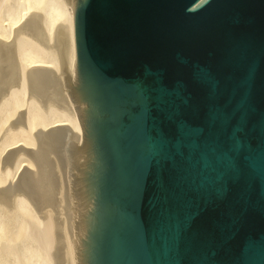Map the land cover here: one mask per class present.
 Segmentation results:
<instances>
[{
  "label": "water",
  "instance_id": "95a60500",
  "mask_svg": "<svg viewBox=\"0 0 264 264\" xmlns=\"http://www.w3.org/2000/svg\"><path fill=\"white\" fill-rule=\"evenodd\" d=\"M49 45L31 13L0 39V100L20 84L15 39L58 55L26 72L29 95L79 124L22 145L14 190L53 210L54 264H264V0H64ZM53 155L62 175L64 191Z\"/></svg>",
  "mask_w": 264,
  "mask_h": 264
},
{
  "label": "bare ground",
  "instance_id": "6f19581e",
  "mask_svg": "<svg viewBox=\"0 0 264 264\" xmlns=\"http://www.w3.org/2000/svg\"><path fill=\"white\" fill-rule=\"evenodd\" d=\"M207 0H199L192 9L203 5ZM31 13L43 16L42 25L46 31L49 45L53 44L57 25L64 24L70 33L69 72L73 73L76 62V42L74 15L71 6L64 0H0V39L10 42L14 29ZM16 56L20 69V84L10 88L0 100V264H54L55 233L53 210L44 209L37 214L30 202L13 186L21 169L25 166L36 172L33 162L20 155L10 167L2 170L4 155L22 145L36 151L37 142L33 134L41 129L67 125L82 136L77 121L68 114L50 106L47 114L29 95L26 72L41 66L50 67L60 74L58 55L47 50L25 36L15 39ZM55 162L60 179L61 192L64 191L62 175L56 158ZM64 219V234L70 264H75L74 253Z\"/></svg>",
  "mask_w": 264,
  "mask_h": 264
}]
</instances>
